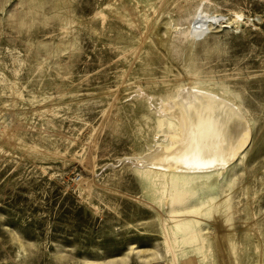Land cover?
<instances>
[{
	"label": "rangeland",
	"instance_id": "374dc122",
	"mask_svg": "<svg viewBox=\"0 0 264 264\" xmlns=\"http://www.w3.org/2000/svg\"><path fill=\"white\" fill-rule=\"evenodd\" d=\"M187 92L245 143L145 166ZM0 264H264V0H0Z\"/></svg>",
	"mask_w": 264,
	"mask_h": 264
},
{
	"label": "bare ground",
	"instance_id": "6f19581e",
	"mask_svg": "<svg viewBox=\"0 0 264 264\" xmlns=\"http://www.w3.org/2000/svg\"><path fill=\"white\" fill-rule=\"evenodd\" d=\"M199 21L191 24V34L195 37H201L205 32L208 33V29L211 27L208 24H201L202 22ZM220 100L200 92L180 94V100L168 107L169 115H166L170 123L177 124L178 134H175L172 139L174 141L172 143L173 150L166 151L167 148H165L166 150H162L161 153L157 150L158 153H153L154 155H149L146 158L145 163L143 162L145 166L158 168L165 174L170 172L172 175L173 172L180 171L181 173L186 169L213 170V168L228 163L237 147L245 143V127L241 123L233 121L234 119L232 120L231 117H227L219 124L218 117L220 115L218 116V114L224 111L228 113L231 110ZM195 117L199 118L198 122L194 119ZM194 121L199 123V129H196L199 130V134L193 132L195 131L194 124L193 128L192 125L188 126V122ZM188 127L193 129V131H189L191 135L194 133L189 138L187 137L190 135Z\"/></svg>",
	"mask_w": 264,
	"mask_h": 264
}]
</instances>
